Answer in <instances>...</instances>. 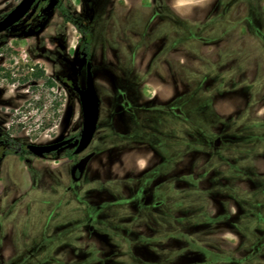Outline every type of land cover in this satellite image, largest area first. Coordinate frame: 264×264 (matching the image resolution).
Masks as SVG:
<instances>
[{"label": "rangeland", "instance_id": "374dc122", "mask_svg": "<svg viewBox=\"0 0 264 264\" xmlns=\"http://www.w3.org/2000/svg\"><path fill=\"white\" fill-rule=\"evenodd\" d=\"M19 1L0 0V17ZM87 1L38 0L0 32L1 134L22 144H45L81 129L78 96L55 75L75 73L85 86L83 36L62 17L60 4L90 25L101 96L95 138L80 154L69 158L62 149L58 158L28 151L5 157L0 264L23 255L25 264H264V244L252 249L264 224V0L184 5L183 23L153 27L163 30L170 58L160 55L142 70L136 65L145 66L151 49L163 43L146 39L151 11L139 10L137 22L127 10L132 0H91L94 17L88 23ZM239 24L248 25L242 30ZM136 49L138 57L132 54ZM145 78L167 87L169 96L180 94L179 104L195 123L160 112L158 122L146 120L145 103L132 104L133 82ZM151 129L157 131L153 143L167 157L163 167L147 145ZM215 133L225 136L219 152L210 148ZM74 147L75 142L67 146ZM214 155L238 164L247 156V168L219 167ZM87 159L74 179L72 167ZM52 209L54 218L47 212ZM161 209L184 216L182 232L164 231ZM195 212L210 224L196 227ZM203 212L216 217L209 220ZM59 230L61 240L41 242L43 231ZM21 235L27 237L22 248Z\"/></svg>", "mask_w": 264, "mask_h": 264}, {"label": "flooded vegetation", "instance_id": "af4514ba", "mask_svg": "<svg viewBox=\"0 0 264 264\" xmlns=\"http://www.w3.org/2000/svg\"><path fill=\"white\" fill-rule=\"evenodd\" d=\"M88 1H91V0H88ZM156 1V8H152V10H150L151 11V15H150V17H148V19H147V23H146V25H147V28H146V30H145V36H146V39L148 38V40L149 41H162L163 43H162V45L160 46V48H158V49H155L156 50V53L151 57V58H149V61L147 62V64L145 65V66H143V67H138L137 65H136V69H143V68H150V65L153 63V60H154V58H157V57H159L160 55H164L165 57H167V58H170L169 56H168V53L169 52H167V46H166V44L164 43V37L162 36L163 34H161L160 33V31L162 32L163 30L161 29L160 31H157V29H153V27L154 26H156V24H157V26H160V25H164V27L165 28H167V27H169L170 26V24H172L173 26H175L174 25V23H176L177 25L179 24V22H184V19H183V21H181V19H180V17L178 18V17H176V15H174L172 12H169L168 11V8H167V2H166V0H155ZM92 2V1H91ZM92 4H93V2H92ZM94 9V8H93ZM94 17V16H93ZM93 19V18H92ZM135 20V19H134ZM88 21V20H87ZM91 22V21H90ZM89 22V23H90ZM84 24V23H83ZM85 25H88V24H85ZM246 25H248V24H243V25H241V24H239V25H237V26H242V30H243V27L244 26H246ZM89 27H90V25H89ZM91 30V29H90ZM259 29H257V30H255V31H258ZM137 32V31H136ZM91 38H92V33H91ZM201 38V37H200ZM134 40L136 39V40H138V38L137 37H135V38H133ZM165 39H166V36H165ZM179 38L177 37V40H178ZM169 40H171L170 38L168 39V37H167V41H169ZM174 41V40H173ZM80 48H81V46H80ZM138 49H139V47H138ZM138 49H136V50H132V54H134V57H138V55H139V52L137 51ZM81 50V49H80ZM151 51H152V49H151ZM167 52V53H166ZM166 54H167V56H166ZM149 55H150V53H149ZM148 55V56H149ZM91 62V66H92V53H91V56H90V59L88 60V61H86V63L87 62ZM168 64L169 63H171L170 62V60L169 59H167V61H166ZM175 62V61H174ZM175 63H177V67H179V65H180V63H181V67H183V61H176ZM92 69V68H91ZM138 69V70H139ZM133 70H135V69H133ZM92 72H93V70H92ZM135 72V71H134ZM137 74V73H136ZM58 75L59 74H56L55 75V78L58 80ZM94 76V75H93ZM58 82H59V80H58ZM149 80L147 79V78H145V79H143V80H139V81H134L133 82V84L134 85H132V104H135V105H137V106H141V105H143L144 103V106H145V119L146 120H150V121H155V122H158L159 120H158V118L155 116L156 115V113L157 112H160L161 113V115H176V116H178V117H181L182 119H186L187 121L189 120V122H191V123H195L193 120H191L190 118H188V117H186V115H185V109H184V107L182 106V105H180L179 104V101H180V99H181V97H180V94H177V95H170V96H168V97H166V98H160L159 96H158V94L157 93H149V92H152L151 90H149V89H140L141 88V86H147V85H149ZM77 83H78V85L77 86H81V87H83L78 81H77ZM86 83V82H85ZM94 85H95V88H96V91H97V94H98V96H99V98H100V102H99V117H98V121H97V127H96V131H95V133H94V135H93V138H92V140H91V142L89 143V145L85 148V149H87L90 145H91V143L93 142V140H94V138H95V135H96V132H97V129H98V125H99V118H100V109H101V96H100V94H99V91H98V88H97V86H96V83H95V81H94ZM76 86V87H77ZM150 86V85H149ZM85 87V86H84ZM139 90H141L142 91V95H140L139 97H134L133 95H138L139 93H136V92H139ZM75 93H76V91H75V88H74V90H73ZM77 94V93H76ZM77 96H78V94H77ZM78 99H79V97H78ZM80 102V101H79ZM176 104V105H175ZM82 121H83V117H82ZM195 126L198 128V130L199 131H202V127L200 126V125H197V124H195ZM161 127V126H160ZM81 128H82V126H81ZM161 129H162V127H161ZM81 130V129H80ZM162 131H163V129H162ZM162 131H160V133L162 132ZM164 132L166 133H168V129H167V131H166V128L164 129ZM163 132V133H164ZM148 133H150V136H149V140H148V142H147V145L150 147V148H152V150L153 151H155L160 157H161V160H160V164H161V166L163 167V165H166V160H167V157L161 152V150L158 148V147H156L155 146V144L153 143V140H152V138L154 137V136H157V131H155L154 129H151V131L150 130H148ZM159 134V133H158ZM79 135H80V131H79V133H78V135H71V136H68V137H65V138H73L72 139V141L69 143V144H66L65 146H63L62 148H60L59 150H56V151H53L52 152V154H45L44 156H42V157H49V158H58L59 156H60V151L62 150V149H65V155L64 156H66V157H69V156H67V152L68 151H72V156L71 157H69V158H72V157H74V156H76V155H78V154H80L81 152H83V151H81V152H79V153H74V149L76 148V146H77V143H78V138H79ZM210 136H212V133H210ZM224 137L225 136H219V135H217L216 133L213 135V137H210V139L212 140L213 138L215 139V141H214V144H212V145H210V148H211V150L213 151V150H215L214 152H219V150H221V148H222V143L223 142H225L224 140ZM65 138H63V139H65ZM10 139H12V138H9L7 135H4V134H1L0 133V169H1V165H2V163H3V161H4V159H5V157L7 156V155H9V154H15V155H22V153H24V152H26V151H28L29 153H31L27 148H26V144H22V143H20L19 141H16V140H14V139H12V140H14V141H16L17 143H19L20 145L19 146H16V152H7V149H9L10 148V145H8V143H9V141L8 140H10ZM62 140V139H61ZM182 141H184V137H182ZM75 142V147L73 148V149H71V150H69L68 148H67V146L68 145H70V144H72V143H74ZM238 149H240L241 150V148H240V146H236ZM195 149H200V146L199 145H197L196 147H195ZM178 152L181 154V152H182V150L181 149H179L178 150ZM32 154V153H31ZM33 155V154H32ZM33 156H35V155H33ZM216 155H214V158H212V160H213V163H214V161L216 160V164H218V166L220 167V166H223L224 168H226V165L227 166H229V165H232V166H238V168H240L242 171L244 170V169H246L247 167H245L246 165L245 164H247V156L244 158V159H246V163H240V164H238V163H236V162H231V163H229L228 162V158L227 157H225V160H224V162H222V161H217V157H215ZM35 157H40V156H35ZM211 158L209 157V159L208 160H210ZM25 161H26V164H28V161H29V159L28 158H25ZM88 159L86 160V164H85V168H84V170H83V172L85 171V169H86V167H87V164H88ZM80 163V162H79ZM79 163H76L73 167H72V169H71V175H72V177L74 178V179H76V180H78L81 176H82V174H83V172H80L79 171V169L77 168V165L79 164ZM223 163V164H222ZM222 167V168H223ZM226 170V169H225ZM27 204V203H26ZM162 210V209H161ZM14 211H16L17 212V210H14ZM48 212V216L49 217H53L54 218V215H55V213H56V210H54V209H52V210H48L47 211ZM199 212H201V211H199ZM204 213V212H203ZM204 214H206V215H208V217H209V220H211V219H215V217L216 216H214V215H212V213H208V212H205ZM203 214V215H204ZM160 215H161V217H162V221H161V226L163 227V229H165L164 231L165 232H171V233H178V232H182L183 231V225L185 224V220H184V216L183 215H181V214H179V215H172V213H169V211L168 210H166L165 211V209L164 210H162L161 211V213H160ZM194 215H196L197 216V220H195L194 221V223L195 224H197L196 225V227H201L202 225H207V224H210V221H201V215L200 214H197V212H195V214ZM195 216V217H196ZM156 217V216H155ZM157 218V217H156ZM237 218H240V217H237ZM161 220V219H160ZM262 230H261V233H260V236H259V238L257 239V241H256V243L253 245V247H252V249H253V251H257L258 250V248H259V246L260 245H262V244H264V224H263V226H262V228H261ZM92 230L94 231V229L92 228ZM46 236H47V238H46ZM24 238H26L27 239V237H23V235H21L20 237H19V239L17 240V243L18 244H20V247L22 248V246H23V239ZM52 240V241H59V240H61L62 239V237H61V235H60V230L59 231H57V232H53V233H51V234H49V233H45L44 234V231H43V236H42V240H41V242L43 243L44 242V240ZM251 252V254L252 253H254V252ZM250 257H248L247 259H249ZM27 258H26V256H24L23 255V257H19V259H15L14 261H13V264H14V262L15 261H17V263L16 264H25L23 261H25ZM10 260V259H9Z\"/></svg>", "mask_w": 264, "mask_h": 264}, {"label": "water", "instance_id": "95a60500", "mask_svg": "<svg viewBox=\"0 0 264 264\" xmlns=\"http://www.w3.org/2000/svg\"><path fill=\"white\" fill-rule=\"evenodd\" d=\"M37 1L38 0H20L9 12L0 17V32L8 30L24 18ZM91 68V62L89 61L86 63L85 87H75L80 101L83 121L74 153L83 151L89 145L97 127L100 98L94 85V76ZM72 139L73 138L70 137L45 144L27 143L26 148L33 155L42 157L45 154H52L53 151L59 150L66 144H69ZM85 164L86 160H83L77 165L80 172H83Z\"/></svg>", "mask_w": 264, "mask_h": 264}, {"label": "trees", "instance_id": "16d2710c", "mask_svg": "<svg viewBox=\"0 0 264 264\" xmlns=\"http://www.w3.org/2000/svg\"><path fill=\"white\" fill-rule=\"evenodd\" d=\"M60 11L62 17L67 21L72 23L82 34L83 40L81 43V57L88 61L91 56V30L88 25L83 24L80 20H78L76 17L73 16L69 11L66 10L63 4H60ZM86 18L88 20V23L92 20L94 16V9L93 4L91 1L86 2ZM58 80L60 83H62L68 90H74V88L78 85L77 83V76L75 73L71 74H59ZM10 145V148L7 149V152H16V146H19L20 144L16 141L10 139L8 140ZM72 151L67 152V156H72Z\"/></svg>", "mask_w": 264, "mask_h": 264}, {"label": "crops", "instance_id": "0c3cea01", "mask_svg": "<svg viewBox=\"0 0 264 264\" xmlns=\"http://www.w3.org/2000/svg\"><path fill=\"white\" fill-rule=\"evenodd\" d=\"M166 2H167L168 11L172 12L174 15H176V17H178V18L180 17L181 21H183V19L185 17L184 6L177 9L176 7H174L175 0H166ZM156 6L157 5H156L155 0H145V1L132 0V3L127 7V10H129V11L132 10V17H134L135 21L141 22L142 17H140L141 14L139 13V10L141 11L144 8L146 10H152V8H156ZM170 25H172V24H170ZM155 53H156V50L150 52V55L147 57L148 61H149V58H151ZM149 85H150L149 90L153 91L154 93H157L160 98L163 99V98H166L169 96V91H168L167 87L164 88L162 85L154 86V84H152L151 82L149 83Z\"/></svg>", "mask_w": 264, "mask_h": 264}, {"label": "clouds", "instance_id": "9594fccd", "mask_svg": "<svg viewBox=\"0 0 264 264\" xmlns=\"http://www.w3.org/2000/svg\"><path fill=\"white\" fill-rule=\"evenodd\" d=\"M193 3H203V0H175L174 7L177 9L183 7L186 4H193ZM140 165H143V161H139Z\"/></svg>", "mask_w": 264, "mask_h": 264}]
</instances>
